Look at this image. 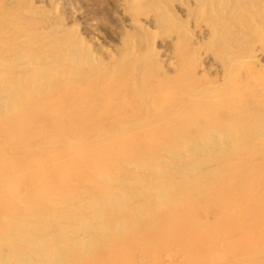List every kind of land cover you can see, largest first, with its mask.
<instances>
[{
  "label": "rangeland",
  "instance_id": "rangeland-1",
  "mask_svg": "<svg viewBox=\"0 0 264 264\" xmlns=\"http://www.w3.org/2000/svg\"><path fill=\"white\" fill-rule=\"evenodd\" d=\"M0 42V80L5 83L9 76L7 84L0 81L2 86L10 85L11 78L30 76L38 68L53 77L52 81L56 73L74 72L75 65L79 71L69 81L57 80L52 86L63 96L72 89L73 96L63 108V101L58 99L33 121H25L26 127L33 126L31 134H50L48 141H39L44 145L37 140L8 142L0 133V149L10 145L14 152L31 148L46 154L57 150L59 144L74 142L100 144L111 138L113 144L120 145L123 136L122 144L135 141L136 146L146 147V142L153 154L157 151L158 158L159 150H153L155 143L179 146L176 153H160L162 162L166 160L169 165L156 163V170L144 172L160 174L161 178L166 174L169 182L180 178L179 174H184L180 170L196 162L216 170L221 164L215 158L224 151H231L234 158L230 159L241 160V166H246L240 171L236 167L230 177L224 172L215 178L210 176V184L204 182L206 186L199 181L191 185L192 193L185 195V201L181 198L184 202L175 200L177 206L182 202L179 207L175 205L179 211L167 196L160 204L164 207L159 209L151 203L139 208V212H130L122 225L117 224L118 218L111 219L112 210H118L113 201L117 195L112 192L115 197H102L103 191L93 188L108 187L109 178L80 177L70 166L58 176L65 179L66 175L68 182L61 179L60 183L58 177L42 181L41 175L24 176L22 183L32 181V189L35 186L24 192L13 190L17 181L10 180L16 173L9 170L0 176V264H264V0H0ZM68 52L77 63L72 58L70 62ZM11 54L20 60H12ZM44 65H49L48 69ZM4 74L9 75L5 78ZM58 125L83 134L53 139L52 130ZM232 136L245 140L234 141ZM210 147L218 151L211 157L197 153ZM245 155L255 161L246 160ZM52 160L57 166L70 164L68 157ZM128 164L117 175L112 168L113 176L128 182L131 171L135 174L137 169ZM168 166L173 172L167 170ZM32 169L28 168V174L35 175ZM151 182L149 185H153ZM47 183L48 192L38 191L37 185ZM167 183L157 191L159 195L170 189ZM65 185L71 189L64 190ZM158 185L149 186L148 192L158 190ZM145 195L131 199L139 205L148 200L149 195ZM189 195L193 197L189 199ZM99 197L102 200L94 203ZM195 205L197 211L193 210ZM96 214L99 220L92 217ZM144 228L149 236L144 235ZM127 229L130 234L125 233Z\"/></svg>",
  "mask_w": 264,
  "mask_h": 264
},
{
  "label": "bare ground",
  "instance_id": "bare-ground-1",
  "mask_svg": "<svg viewBox=\"0 0 264 264\" xmlns=\"http://www.w3.org/2000/svg\"><path fill=\"white\" fill-rule=\"evenodd\" d=\"M162 17V16H161ZM25 32V31H24ZM4 35V34H3ZM26 37V36H25ZM20 38V37H19ZM21 39V38H20ZM44 39V38H43ZM19 40V39H18ZM42 40V39H41ZM41 40H40V42H41ZM50 40V39H49ZM23 41V40H22ZM1 43V42H0ZM5 43V42H4ZM39 43V42H38ZM3 44V43H2ZM40 44V43H39ZM5 45V44H4ZM36 45V44H35ZM52 45V44H51ZM42 46H44L43 44H42ZM46 46H48L49 47V44L48 45H46ZM18 47H20V46H18ZM51 47V46H50ZM49 47V48H50ZM17 48V47H16ZM46 49V48H45ZM48 49V48H47ZM16 51V50H15ZM7 52H8V50H7ZM9 53V52H8ZM49 53V52H48ZM51 53V52H50ZM68 53H70L69 55L71 56V53L72 52H68ZM68 53H67V55H68ZM18 54V53H17ZM20 55H21V53H19ZM12 55V54H11ZM16 55V54H15ZM45 55H47V54H45ZM49 55V54H48ZM56 55V54H55ZM12 56H14V54L12 55ZM38 57V56H37ZM43 58L45 57V56H42ZM49 57V56H48ZM48 57H47V59L46 60H48ZM56 57H57V55H56ZM56 57H54L55 59H56ZM58 57H60V56H58ZM12 58V60H16V58L17 59H19V57H16V56H14V59H13V57H11ZM11 58H10V60H11ZM40 58H41V56H40ZM52 58V57H51ZM71 58H72V56L70 57V62H71ZM76 58V57H75ZM75 58L73 59V62H75V63H77V61H75ZM88 58V57H87ZM50 59V58H49ZM85 59V58H84ZM20 60V59H19ZM36 60L38 61V59L36 58ZM40 60V59H39ZM87 60V59H86ZM17 61V60H16ZM33 61V60H32ZM32 61H29V62H32ZM52 61V60H51ZM68 61H69V59H68ZM13 62V61H12ZM42 62H43V59H42ZM69 62V63H70ZM1 63V62H0ZM5 63V62H4ZM4 63L2 62V64L4 65ZM35 64H36V61L34 62ZM34 63H31V64H34ZM40 63V62H39ZM6 64V63H5ZM11 64H14V63H11ZM47 64H49V63H47ZM54 64V63H53ZM1 65V64H0ZM2 65V66H3ZM15 65V64H14ZM22 65V64H21ZM28 65H30V64H27L26 66H28ZM52 65V64H51ZM55 65V64H54ZM53 65V66H54ZM75 65V64H74ZM1 66V67H2ZM9 66H11L10 65V63H9V65L7 66V68L9 67ZM39 66V65H38ZM41 66V65H40ZM46 65H44L43 67L44 68H47L48 69V67H49V65L47 66V67H45ZM72 67H73V65H71ZM70 66V67H71ZM76 67L74 68L75 70H74V72H70V71H68V72H66V74L63 72V73H58V75H56V74H54V76H55V78H56V80H53L52 81V79H54L53 77L52 78H50L47 74L46 75H44V73H45V71L44 70H42V69H35V71L32 69V71H34L33 72V74H31L30 76H28L30 73H28V74H25L24 72V68L23 69H21V70H23L24 72L22 73V74H25L23 77H26L27 76V78H23L22 77V75H21V77L20 78H11V79H13V82L10 84V85H6V86H2V83L3 84H7L6 82H7V78L9 77H7L6 78V76L7 75H9V74H4L5 75V78H6V80H5V83L4 82H2L1 80V85H0V133H1V135H2V137L6 140V141H18V142H21V143H25V142H27V141H30V140H37L38 142L39 141H42V140H45L46 138V140L48 141V137L47 136H49V135H47L48 133H45V135L43 134V133H41V134H31L32 133V125H29L28 127H26L25 126V121H27L28 119L29 120H32L34 117L35 118H37L38 117V114H40L41 112V110H44L46 107H48V106H52V105H54V102L56 101V100H61V101H63V104H62V108L64 107L63 105L65 104L66 105V103L70 100V98L73 96V95H71V93L70 92H72L71 90H70V92H66V95L65 96H63V92H61V90H59V88H53L52 86H54L55 85V83L57 82V80H60V81H64V82H67V81H69L70 79L69 78H73L74 76H76L77 74H78V66L77 65H75ZM4 67L6 68V66L4 65ZM19 67H23V66H18V69H19ZM24 67H25V65H24ZM42 67V66H41ZM52 67V66H51ZM70 67H68V68H70ZM15 68V67H14ZM29 68H31V67H29ZM28 68V69H29ZM53 68V67H52ZM27 69V68H26ZM54 69V68H53ZM72 69V68H71ZM79 69H80V66H79ZM15 70V69H14ZM52 70V69H51ZM51 70H50V72H51ZM66 70V69H65ZM30 71V70H29ZM53 71V70H52ZM63 71V70H62ZM17 72V71H16ZM15 72V73H16ZM19 72V71H18ZM21 72V71H20ZM28 72V71H27ZM60 72V71H59ZM12 73V72H11ZM10 73V74H11ZM14 73V74H15ZM54 73V72H53ZM18 74V73H17ZM19 74H21V73H19ZM19 74H18V76H19ZM60 74V75H59ZM75 74V75H74ZM3 75V76H4ZM12 75V74H11ZM10 75V76H11ZM16 75V74H15ZM2 76V75H1ZM17 76V77H18ZM48 76V77H47ZM15 77V76H14ZM80 78V77H79ZM69 79V80H68ZM68 88H70V87H68ZM69 90V89H68ZM50 103H52V104H50ZM53 112L55 113L56 112V114H58L59 113V110H57L55 107H53ZM244 109V108H243ZM13 110V111H12ZM254 110V109H253ZM255 111V110H254ZM41 114H43V113H41ZM40 114V115H41ZM39 115V116H40ZM252 115V114H251ZM58 116V115H57ZM58 120V119H57ZM60 120H62V119H60ZM67 120H68V118H67ZM33 121V120H32ZM63 121V120H62ZM59 121H57L56 123H58ZM70 122V121H69ZM56 123H55V125H56ZM73 123V122H72ZM63 124V123H62ZM67 124V123H66ZM78 124V123H77ZM238 124V123H237ZM239 126V125H238ZM232 127V126H231ZM236 127V126H235ZM241 127V126H240ZM44 128V127H43ZM46 128V127H45ZM44 128V129H45ZM75 128V127H74ZM77 128V127H76ZM242 128V127H241ZM240 128V129H241ZM79 129H81V127H79ZM207 129V128H206ZM231 129V128H230ZM229 129V130H230ZM45 130H47V128L45 129ZM231 130H233V129H231ZM230 130V131H231ZM236 131H237V129H235ZM54 133L51 135V138H53V139H56L57 137H60V136H69V135H71V134H74V136H77V137H79L81 134L80 133H82V132H79V131H76V130H73V129H68V127L66 128L64 125H58L54 130H52ZM109 131V130H108ZM206 132H207V130H205ZM51 132V131H50ZM116 132V131H115ZM37 133H39V132H37ZM107 133V132H106ZM111 133V132H110ZM211 133V132H210ZM83 134V133H82ZM237 134H239L238 133V131H237ZM87 135V134H86ZM104 135V134H103ZM84 136V135H83ZM109 136V135H108ZM124 136H126V137H128V135H124ZM130 136V135H129ZM213 135H211L210 137H212ZM240 136V135H239ZM86 137V136H85ZM113 137V136H112ZM117 137V136H116ZM195 137V136H194ZM61 138V137H60ZM103 138V137H102ZM201 138V137H200ZM214 138V137H213ZM230 138H232V140H234V141H243V140H245V138L242 136L241 138H239V137H234V136H232V137H230ZM67 139V138H66ZM94 139H96V138H94ZM133 139V138H132ZM196 139V138H195ZM4 140V141H5ZM50 140V139H49ZM101 140V139H100ZM108 140H111V138L109 139V138H107V140H105V141H102V143H100V141H99V143L100 144H96L95 143V141H93V142H88V143H86V144H83L84 142H82V144H80V143H77V142H74V143H71V145H67V146H65L64 144V146H62L61 144H59V147L57 148V150H55L54 152H46V154H42L41 152H36V151H34V149L33 150H31V148L29 149H24V150H21L22 152H14V150L12 149V147H10V145L9 146H7L6 148H1L0 149V176H3V174H5V173H7L9 170H14V172L16 173L15 174V176L13 177V179L12 180H10V181H12V182H15V181H17V183H16V187L13 189V190H17V189H19L18 191H22L23 189V191L24 192H28V190H34L35 189V186L33 187V189H32V186L34 185V183L32 182V181H29V182H27L28 184H26V183H22V182H24L25 180H22L23 179V177L24 176H26V178L28 177V178H33V177H39L40 175L41 176H43V180L42 181H50L53 177H58L59 176V174L61 173V171H64V168L66 169V167H70L71 166V168L70 169H73L74 168V170H75V172L78 174V176H80V177H82V176H85V175H88V176H90V177H92V178H97V177H99V178H109L108 180H105V181H108L107 183H109L108 184V187H104L103 188V184L105 183L104 182V180H103V184L101 185L102 187L100 188V189H96V186H94L93 188H95L94 190H96V191H98V192H102L101 193V195H102V197H104V195H107V194H110V195H112V196H114L115 197V195H117V197H115V198H113L114 200L113 201H115V204L114 205H116L117 207H118V210L116 211V210H112L113 211V217L111 218V219H115V218H118V220H116L117 221V224H121V222H125L124 220L126 219V216L128 217L129 215H130V212H132L133 214H134V211L135 212H139L140 211V209L142 210V209H145L146 207H149V205L151 204V203H156L154 206L156 207H159V209L161 208V207H164V206H162V205H160V204H162L163 203V201H164V197L165 198H167V196H168V199H170L171 201H172V203H169L170 205L172 204V205H174V203L176 202V201H182V199L181 198H184L185 197V195H187L188 196V194L190 193H192L191 192V190L190 189H192L193 187L191 186V185H193L194 183H196V182H200V183H202V184H204V182H206V183H208V184H210L209 182L211 181V180H209L210 178V176L212 177V178H215V175L216 174H223L222 172H224L225 173V176L226 177H230V176H232V175H235V174H233V173H235V168L237 167H239V171L241 170V169H244V168H246V166H244V167H242L241 166V164H240V161H234V160H231L230 158L231 157H233L232 155H230L231 154V151H224L223 153H222V155H220V156H218V157H216L215 159H217V161H220L219 163L221 164L220 166H219V168H217L216 170H213V168L211 169V170H208L207 168H206V166H208V165H206L205 167L203 166V165H201L199 162L197 163L196 161H194V160H192L191 162H196V163H193V164H189V167H187L186 168V170L185 169H183L182 167H180V169L182 168L184 171H182V170H180L181 172H183L184 174H179L178 172V174L180 175V178H177L176 180L174 179V178H171V174H169L170 173V171H172V169L170 170L169 169V167L170 166H168V169L167 170H170L169 171V173H167V177H168V175L170 176V178L171 179H174V180H171V182H174V181H180V183L179 184H177L176 182H174V183H176L175 185L173 184V186H172V184H170L171 182H169L168 181V179L167 178H165V176H166V174H165V176L163 177V178H161L162 176H158V175H160V174H157V176L154 174V173H151L152 175H155V177H153L151 174L150 175H148V174H146V173H144V172H146V170H153L155 167H153V166H156V163L157 164H160V166H164V165H162L164 162H166V160L164 161L163 160V162H162V159H163V157H162V159L160 158L161 156H162V154H160V153H166V152H177V150H178V148H179V146H177L175 143H160L158 146H156V143H155V149H153V150H159L158 152H159V154L158 155H160L159 156V158L161 159V162L158 160L159 158L157 157V151H154V154L151 152V149L152 148H150V150L148 149L149 147L147 146V144H145L146 142H144V145H146V147H144L143 145L142 146H140V145H138V146H136L137 145V142H135V141H133V142H131V143H129L128 142V144H122L125 140H124V138H123V136H122V143L119 145V144H117L116 145V142H115V144H113L114 143V141H108ZM124 140V141H123ZM130 140V139H129ZM200 140H203V139H200ZM212 141H213V139H211ZM210 140V141H211ZM12 141V142H13ZM52 141H54V140H52ZM59 141V140H58ZM64 141H65V139H64ZM67 141V140H66ZM71 141V140H70ZM69 141V142H70ZM80 141V140H79ZM92 141V140H91ZM97 141V140H96ZM118 141V140H117ZM155 142L156 141H158V139H155L154 140ZM168 141H171L170 139L168 140ZM3 142V141H2ZM50 142H51V140H50ZM73 142V141H72ZM141 142V141H140ZM201 142V141H200ZM39 143H42L43 144V142H39ZM49 143V142H48ZM47 143V144H48ZM57 143V142H56ZM64 143V142H63ZM67 143H68V141H67ZM98 143V142H97ZM125 143V142H124ZM151 143V142H150ZM150 143L148 142V144L150 145ZM193 143V142H192ZM214 143V142H213ZM242 143V142H241ZM241 143H239V144H241ZM10 144V143H9ZM45 144V143H44ZM43 144V145H44ZM69 144V143H68ZM141 144V143H140ZM198 144H201V143H199L198 142ZM197 143H196V145H198ZM238 144V146H240ZM5 145V144H4ZM13 145H14V143H13ZM61 145V146H60ZM45 146H47V145H45ZM51 146V145H50ZM57 146V145H56ZM152 146V145H151ZM199 146V145H198ZM203 146V145H202ZM39 147V146H38ZM49 147V146H48ZM183 147V146H182ZM186 147H187V145H186ZM221 147V146H220ZM14 148V147H13ZM36 148H37V146H36ZM43 148V147H42ZM185 148V147H184ZM201 148V147H200ZM215 148V147H214ZM15 149H16V147H15ZM51 149V148H50ZM182 149V148H181ZM187 149V148H186ZM195 149H198L197 147H195ZM229 149V148H228ZM237 149H239L238 147H237ZM184 150V149H183ZM189 150V149H188ZM194 150V149H193ZM200 150V149H199ZM38 151V150H37ZM196 151V150H195ZM198 151V150H197ZM233 151V150H232ZM240 151V150H239ZM238 150H237V152H239ZM250 151V150H249ZM182 152H185V151H182ZM188 152V151H187ZM189 152H190V150H189ZM218 152V151H217ZM216 151H215V149L213 150V149H211V147L209 148V149H206V150H201V151H198L197 153H199L200 155H202V156H212L213 154H215V153H217ZM221 152H222V150H221ZM240 152H242V151H240ZM244 152H246V151H244ZM172 154V156H173V153H171ZM178 154V153H177ZM180 154V153H179ZM181 154H183V153H181ZM195 154V153H194ZM40 155H42L41 156V158L39 157ZM169 155V154H168ZM175 155V154H174ZM189 154H187V156H188ZM239 155V154H238ZM238 155H237V157H238ZM63 156V158L64 157H68V158H70V164H64L63 166H60L59 164V166H57L56 164H55V160H52L54 157H62ZM185 156V154H183L182 156H181V159H182V157H184ZM186 156V158H188L187 160H189L190 158V156L191 155H189V157H187ZM193 156V155H192ZM191 156V157H192ZM176 157V156H175ZM179 157H180V155H179ZM194 157V156H193ZM195 157H197V156H195ZM257 157V156H256ZM173 158H174V156H173ZM173 158H172V160H173ZM178 158V157H177ZM176 158V159H177ZM186 158H184V159H186ZM234 158V157H233ZM238 158H240V157H238ZM237 158V159H238ZM245 158H246V160H249V161H255V160H253L252 158V156H247V155H245ZM37 159H39V160H37ZM167 159V158H166ZM175 159V158H174ZM197 159H199V158H197ZM201 159V158H200ZM214 159V160H215ZM236 159V158H235ZM60 159H58L57 160V162L59 161ZM63 160V159H62ZM65 160V159H64ZM168 160H170V159H168ZM183 160V159H182ZM202 160V159H201ZM243 160H244V158H243ZM160 163H159V162ZM171 161V160H170ZM208 161V160H207ZM245 161V160H244ZM56 162V163H57ZM172 162V161H171ZM183 162L186 164V162H185V160H183ZM187 162H189V161H187ZM243 162V161H242ZM248 162V161H247ZM60 163V162H59ZM128 163H130V164H133L137 169L138 168H140V169H144L145 171H140L139 169H138V171L142 174V175H140L138 172H137V169L135 170L136 172H135V174H139L140 176H136L135 174H134V171H131V170H129V171H131V175H129V172H127V175H129L130 176V179L128 180V182H125L124 180V182H122V179H124V178H118V176H115V175H117L118 173H120V172H122L123 170H125V168L123 167V165H129ZM173 163V162H172ZM183 163V164H184ZM216 163V162H215ZM218 163V162H217ZM216 163V164H217ZM218 163V164H219ZM164 164H167V165H169L168 163H164ZM175 164V163H174ZM181 165H182V163H180ZM212 164V163H211ZM217 164V165H218ZM252 164H257V162H250V164L249 165H252ZM170 165L173 167L174 165H172L171 163H170ZM180 165V166H181ZM213 165V164H212ZM185 166H187V164L185 165ZM216 166V165H215ZM224 166L226 167L225 169H223L224 168ZM31 167H33V169H32V171L34 170V173H35V175H32L31 173L30 174H28V168H30V170H31ZM127 167V166H126ZM129 167V166H128ZM167 167V166H166ZM176 167V166H175ZM210 167V166H209ZM221 167V168H220ZM259 167V166H258ZM112 168H114V169H116L115 170V175L113 176V174H112ZM133 168V167H132ZM158 168H159V166H158ZM174 168V167H173ZM178 168V167H177ZM185 168V167H184ZM205 168V169H204ZM214 168H216V167H214ZM69 169V170H70ZM126 169H128V168H126ZM160 169V168H159ZM174 169H176V168H174ZM66 170H68V169H66ZM155 170H156V168H155ZM163 170H165V169H163ZM178 170H179V168H178ZM238 170V169H237ZM161 171V170H160ZM166 171V170H165ZM175 172H176V170H174ZM185 171H186V173H185ZM30 172V171H29ZM68 172V171H67ZM70 172H71V170H70ZM74 171L72 170V173H73ZM132 172H133V174H132ZM151 172H153V171H151ZM157 172H159V170H157ZM156 172V173H157ZM173 172V171H172ZM174 172V173H175ZM11 173H12V171H11ZM148 173V172H147ZM150 173V172H149ZM161 173V172H160ZM173 173V174H174ZM64 174H65V172H64ZM137 174V175H138ZM161 174H164V173H161ZM253 174V173H252ZM251 174V175H252ZM9 175V174H8ZM75 175V174H74ZM73 175V176H74ZM176 175V174H175ZM185 177H184V176ZM186 175H193L194 177L193 178H188ZM5 176H7V175H5ZM4 176V177H5ZM12 176V174L10 175V177ZM75 176H77V175H75ZM174 176V175H173ZM172 176V177H173ZM176 176H178V175H176ZM220 176H223L224 177V175H220ZM3 177V178H4ZM65 177V179H66V175L64 176ZM89 177V178H90ZM120 177V176H119ZM181 177H183V178H181ZM218 177V176H217ZM70 178H72L71 177V175H70ZM89 178H88V180H89ZM129 178V177H128ZM169 178V177H168ZM207 178H209V179H207ZM211 178V179H212ZM225 178V177H224ZM9 179V178H8ZM58 179H59V182H60V180L62 179V182L63 181H67L68 182V179L67 180H65L64 178H62V177H58ZM73 179V178H72ZM75 179H76V177H75ZM84 179V178H83ZM112 179V180H111ZM132 179V180H131ZM150 179H152L153 180V182L154 181H156V183L154 184L153 182H151V181H149ZM5 180V179H4ZM53 180V179H52ZM81 180V179H80ZM87 180V178L85 179V181ZM167 180V181H166ZM222 180V179H221ZM18 181H20V182H18ZM56 181V180H55ZM54 181V182H55ZM58 181V180H57ZM129 181H131L132 183L131 184H129V186H128V183H130ZM168 182L167 184H169V185H167V187H169L170 189L168 190V191H166V189H165V193H164V191H163V189H162V192L164 193H162L163 195L161 196V194L159 195V193H157V191H160L161 189V187H165V186H162V184H164V183H166V182ZM218 181V180H217ZM0 182H1V180H0ZM6 182V181H5ZM62 182H60V183H62ZM67 182H64V183H66L67 184ZM75 182H78L77 180L75 181ZM88 182V181H87ZM86 182V183H87ZM96 183L95 184H97V181H95ZM152 183L153 185H156L157 184V186H159L158 184H160V187H158L159 189L158 190H155L154 188H156V186L153 188L154 189V191L151 189V191H150V193L148 192V190H149V186H153V185H149V183ZM212 182H213V180H212ZM215 182V181H214ZM213 182V183H214ZM57 183V182H56ZM69 183H70V181H69ZM69 183H68V186H69ZM72 183H74V182H71V185H72ZM85 183V182H84ZM181 183H183V184H181ZM212 183V184H213ZM216 183V182H215ZM214 183V184H215ZM54 184V183H53ZM76 184V183H75ZM99 184V183H98ZM198 184V183H197ZM201 184V185H202ZM211 184V185H212ZM219 184V183H218ZM21 185H22V187H21ZM106 185V184H105ZM126 185V186H125ZM207 185V184H206ZM205 184H204V186H206ZM10 186H13V185H10ZM50 186V184L48 185V183L47 184H40V185H37L36 187H37V189H38V191H44V192H48L49 191V187ZM68 186H64V190H70L71 189V187H68ZM197 187V185L195 184L194 185V187ZM200 186V185H199ZM209 186V185H208ZM213 187H215V186H213ZM76 189H77V187H75ZM74 188V189H75ZM99 188V187H98ZM202 188H204V187H202ZM212 188V187H211ZM55 190H57L56 188H54ZM75 189V190H76ZM82 189H84V188H82ZM91 189V188H90ZM189 189V190H188ZM207 189V188H206ZM53 190V189H52ZM60 190H63V189H61V187H60ZM81 190V189H80ZM79 190V191H80ZM89 190V189H88ZM93 190V189H92ZM195 190V189H194ZM58 191H59V189H58ZM57 191V192H58ZM85 191V190H84ZM197 191V190H196ZM206 191V190H205ZM209 191V190H208ZM54 192V191H53ZM56 192V191H55ZM60 192V191H59ZM63 192V191H62ZM72 192H74V191H72ZM81 192H83V190L81 191ZM115 194H113V193ZM65 193V192H64ZM66 193L68 194V192L66 191ZM66 193L65 194H63V195H66ZM76 193V192H75ZM79 193V192H78ZM157 193V194H156ZM187 193V194H186ZM196 193V192H195ZM197 193H199V192H197ZM71 194H73V193H71ZM138 194V196H140V195H145V194H148L149 196V198H148V200H142L143 201V203L141 204L140 202V204L139 205H137L136 203L138 202V201H136V200H134L135 201V203L133 202V199H131L132 197H134V196H136ZM167 194H170V197H169V195H167ZM202 194V193H201ZM201 194H199V195H201ZM77 195V194H76ZM151 195V196H150ZM157 195H158V198H157ZM137 196V197H138ZM146 196V195H145ZM144 196V197H145ZM111 197V196H110ZM119 197V199H117ZM136 197V198H137ZM142 197V196H141ZM140 197V199H142ZM193 197V196H192ZM192 197H190V195H189V199L190 198H192ZM230 197V196H229ZM110 199V198H109ZM117 199V200H116ZM157 199V200H156ZM168 199H166L167 201H168ZM227 199L228 198H226V201H227ZM100 200H102L100 197L98 198V199H94L93 201H94V203H99V201ZM176 200V201H175ZM157 201V202H156ZM166 201V202H167ZM174 201V202H173ZM184 201H185V198H184ZM184 201H182V202H184ZM196 201H199L200 202V200H196ZM170 202V201H169ZM182 202H180V204L182 203ZM168 204V203H167ZM178 204V203H177ZM180 204H179V206H180ZM89 205V204H88ZM98 205V204H97ZM113 205V204H112ZM158 205H160V206H158ZM172 205H171V207H172ZM176 205V204H175ZM174 205V209H176L175 207L177 206H175ZM143 206V207H142ZM152 207H154L153 205H151ZM179 206H177V207H179ZM199 206H201L200 204H199ZM198 206V207H199ZM113 207V206H112ZM154 207V208H155ZM156 207V208H157ZM197 208L196 207V205L195 206H193V208ZM132 208L133 210H130V209ZM137 208V209H136ZM140 208V209H139ZM155 208V209H156ZM166 208H168V206L166 205ZM193 209V210H196L197 211V209ZM129 209V210H128ZM135 209V210H134ZM148 209H149V211H150V208H147V210L146 211H148ZM152 209V208H151ZM154 209V210H155ZM158 209V210H159ZM137 210V211H136ZM139 210V211H138ZM157 210V209H156ZM176 210H178L179 211V209L177 208ZM127 211H129V212H127ZM162 211V210H161ZM161 211H159V212H161ZM163 211H164V209H163ZM199 211V210H198ZM184 212V211H183ZM125 213V214H124ZM181 213V212H180ZM93 214V213H92ZM132 214V215H133ZM151 214H153V212L151 213ZM158 214H160V213H158ZM157 214V215H158ZM162 214L163 213H161L160 215H158V216H162ZM122 215H124V216H122ZM157 215H155V217L157 216ZM95 216H96V220H99V215H94V216H92L93 218H95ZM122 216V217H121ZM163 216H165L164 214H163ZM133 217V216H132ZM139 217H141L140 219L142 220L143 218H142V216L140 215ZM166 217V216H165ZM189 218H191V217H189ZM65 219V218H64ZM187 219H188V217H187ZM89 220V219H88ZM133 220H135L134 218H133ZM141 220H138V221H141ZM146 220V218L143 220V221H145ZM94 221V220H93ZM115 221V222H116ZM131 221V220H130ZM129 221V222H130ZM162 221V220H161ZM160 221V222H161ZM102 222V221H101ZM120 222V223H119ZM157 222V221H156ZM110 223V222H109ZM139 224H140V222H138ZM143 223V222H142ZM141 223V224H142ZM155 223V222H154ZM157 223H159V222H157ZM162 223V222H161ZM112 224V223H111ZM116 224V223H115ZM114 224V225H115ZM133 224H135V223H133ZM137 224V223H136ZM113 225V224H112ZM122 225V224H121ZM130 225V224H129ZM132 225V224H131ZM152 224H150L149 226H151ZM159 226L161 225V224H158ZM157 225V226H158ZM133 226V225H132ZM135 226V225H134ZM139 227H140V225H138ZM144 226V225H143ZM116 227L117 226H115V229H116ZM148 227V226H147ZM146 227V228H147ZM162 227V226H161ZM128 228V227H127ZM134 229H135V227H133ZM138 228V227H137ZM158 228V227H157ZM121 229V228H120ZM129 229H131L132 230V228H129ZM129 229H127L128 231H126L125 233L127 234V233H129L130 234V232H129ZM117 230V229H116ZM126 230V229H125ZM121 231H122V229H121ZM120 231V232H121ZM134 231V230H133ZM140 232H141V235H143V232H144V235L146 236H149V234H147V230L144 228V231L142 232V230L140 229L139 230ZM167 231V230H166ZM11 232V231H10ZM123 232V231H122ZM122 232H121V234H122ZM168 232V231H167ZM96 233V232H95ZM148 233H150V232H148ZM54 234V233H53ZM117 234H118V231H117ZM120 234V233H119ZM87 236H88V234H86ZM86 235H83V237H86ZM151 235V234H150ZM122 236V235H121ZM124 236V235H123ZM152 236V235H151ZM83 237H81V238H83ZM126 237V236H125ZM124 237V238H125ZM149 240V239H148ZM117 241V240H116ZM74 244V243H73ZM84 246V245H83Z\"/></svg>",
  "mask_w": 264,
  "mask_h": 264
}]
</instances>
